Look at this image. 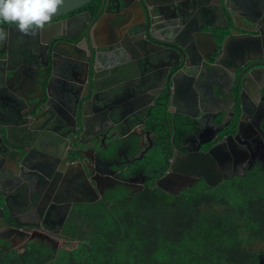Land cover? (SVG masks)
I'll list each match as a JSON object with an SVG mask.
<instances>
[{"label": "flooded vegetation", "instance_id": "obj_1", "mask_svg": "<svg viewBox=\"0 0 264 264\" xmlns=\"http://www.w3.org/2000/svg\"><path fill=\"white\" fill-rule=\"evenodd\" d=\"M99 9L0 21V252L55 249L76 203L141 190L149 176L130 172L161 141L148 125L158 108L185 130L157 180L172 193L264 168V0Z\"/></svg>", "mask_w": 264, "mask_h": 264}, {"label": "trees", "instance_id": "obj_2", "mask_svg": "<svg viewBox=\"0 0 264 264\" xmlns=\"http://www.w3.org/2000/svg\"><path fill=\"white\" fill-rule=\"evenodd\" d=\"M91 3L98 9L101 0ZM165 112L158 108L148 123L162 141L149 152V165L137 163L130 172L149 176L141 190L120 185L96 201L76 203L64 242L54 249L29 241L0 252V264H264V251L253 248L264 243V168L216 186L199 181L164 191L157 180L185 132L173 130Z\"/></svg>", "mask_w": 264, "mask_h": 264}, {"label": "water", "instance_id": "obj_3", "mask_svg": "<svg viewBox=\"0 0 264 264\" xmlns=\"http://www.w3.org/2000/svg\"><path fill=\"white\" fill-rule=\"evenodd\" d=\"M92 1L93 0H0V21H6L16 24L42 23L46 20H54L56 18L65 16L68 13L79 10L81 7L89 4ZM104 4L105 0H102L99 13H101V11L103 10ZM148 29L149 32L151 30V27L149 26ZM213 42L215 44L214 40L212 41V43ZM172 44L178 46L180 45L178 42L175 41H173ZM92 88H94L93 90L95 92H99L96 86V82H93ZM24 152H26V155L22 160V163L24 164L23 166L26 169L33 170L30 172V174L34 176L35 173L33 161L35 160L36 163L37 159L33 158V160L32 157L35 155V153L30 150H24ZM23 166L22 170L24 169ZM35 166H37V164H35ZM37 167L36 168L39 170L40 166ZM158 186L164 191L172 193V191L168 189L166 185L159 183ZM0 194L5 197L4 192L0 191ZM0 219L4 224L3 212L1 209Z\"/></svg>", "mask_w": 264, "mask_h": 264}, {"label": "rangeland", "instance_id": "obj_4", "mask_svg": "<svg viewBox=\"0 0 264 264\" xmlns=\"http://www.w3.org/2000/svg\"><path fill=\"white\" fill-rule=\"evenodd\" d=\"M62 243V242H61ZM253 248L255 250H261V251H264V243H256L253 245Z\"/></svg>", "mask_w": 264, "mask_h": 264}, {"label": "crops", "instance_id": "obj_5", "mask_svg": "<svg viewBox=\"0 0 264 264\" xmlns=\"http://www.w3.org/2000/svg\"><path fill=\"white\" fill-rule=\"evenodd\" d=\"M0 112H3L2 110H0Z\"/></svg>", "mask_w": 264, "mask_h": 264}]
</instances>
